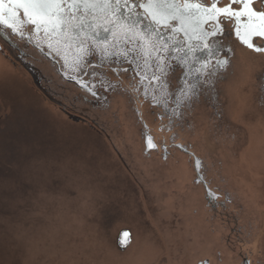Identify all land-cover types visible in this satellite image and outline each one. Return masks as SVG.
I'll use <instances>...</instances> for the list:
<instances>
[{
  "label": "rangeland",
  "instance_id": "rangeland-1",
  "mask_svg": "<svg viewBox=\"0 0 264 264\" xmlns=\"http://www.w3.org/2000/svg\"><path fill=\"white\" fill-rule=\"evenodd\" d=\"M244 51L235 49V74L221 82L217 100L209 96L176 128L175 142L202 160L221 193L215 207L183 149L169 147L166 161L161 150L145 154L126 95L91 109L50 63L32 59L56 82L51 99L43 90L52 85L40 76L37 88L0 51V122L18 112L32 132L13 175L0 176V264H243L244 256L264 264V58ZM145 109L151 134L169 143L174 130L159 131ZM125 230L132 242L121 249Z\"/></svg>",
  "mask_w": 264,
  "mask_h": 264
},
{
  "label": "snow or ice",
  "instance_id": "snow-or-ice-1",
  "mask_svg": "<svg viewBox=\"0 0 264 264\" xmlns=\"http://www.w3.org/2000/svg\"><path fill=\"white\" fill-rule=\"evenodd\" d=\"M225 22L242 45L264 53V0H0V24L58 57L72 73L67 79L85 93L81 100L96 98L105 84L115 88L108 70L119 76L129 71L127 64L141 86L159 83L163 98L149 102L165 111L173 100L177 108L198 101L230 69L221 54L232 51L222 39ZM41 34L43 44L35 39ZM260 91L264 104V80ZM145 140L148 149L156 148L150 135ZM195 167L201 171L199 160ZM120 237L123 244L130 232Z\"/></svg>",
  "mask_w": 264,
  "mask_h": 264
},
{
  "label": "flooded vegetation",
  "instance_id": "flooded-vegetation-1",
  "mask_svg": "<svg viewBox=\"0 0 264 264\" xmlns=\"http://www.w3.org/2000/svg\"><path fill=\"white\" fill-rule=\"evenodd\" d=\"M222 2L226 4L227 0H222ZM4 18L9 19L7 12H5ZM224 27H225V31H224V35L222 39L225 44L230 45L232 51H228L227 49H225L221 54L228 56V58L231 61V67L226 73L220 76L219 83L216 84L215 89L211 92H206L204 95L200 96L198 101L192 102L190 105L184 104L180 108H177L175 101L173 100L167 106V111H165V108L163 107H157L155 103H150L149 101L151 100V97L153 96L157 97L158 99L163 98L164 90L160 88L159 83H156V86L153 87L152 85H149L147 81H144L143 86H141V84L138 82V78L134 77V66L125 64V67H128L129 71L126 73L122 72L119 76H117L116 74L108 70V75L106 79L110 80L112 84L116 85L115 88H109L107 87V84H105L102 88L98 89V96L96 98L89 97L85 103H87L88 106L91 107V109L99 108V107L107 108L109 107L108 105L112 101L113 95H121V94L126 95L128 98L127 100L129 103L128 105H129L130 110L133 112L135 111L134 113L136 114L138 118L137 121L139 122V124H142L143 126L142 137L144 139L145 154L149 155V154H152V152H158L161 150L163 154L162 158L163 160L166 161L171 155L169 151L170 149L169 147L175 146L178 149H183L186 153H188L190 158L193 159L194 166L196 165L197 160H199L202 164V160L199 157H197L193 151L187 150V148L184 149L182 147L183 145L181 144V142H175L176 135H177L176 128L179 130L180 127L184 125L183 124L184 121L188 119L186 117V114L188 112H190L192 109H195V110L198 109L203 103H207V99L209 96H212L213 100H217L221 82L225 81L226 79H229L230 74L232 73L233 75L235 74L233 59L235 58V55H236L235 54L236 48L238 49V47L239 48L242 47V50L248 51L250 54H253L255 57L264 58V53L253 52L250 49L246 48L244 45H242L237 40L235 34L232 32L231 28L229 27V22H225ZM25 34L26 35L28 34V29H25ZM0 39L4 43L3 44L2 42H0V51H3V50L8 51L10 55L14 57L15 63H20L21 65L24 66L34 78L37 88L42 87V85L40 86V83H42L40 76L42 77L43 81L44 80L47 81L46 85H52L50 89L46 87V89L43 90L46 94L50 96L51 99H53L51 96L53 94V89H52L53 84H56V82L54 78L52 77V75H50V79H47L42 73L38 72L36 68L34 67L35 62L32 59H37L42 62L45 61L46 63H50L52 71L55 72V74L58 76V78L62 82L73 83L77 88H79L78 85L74 81L67 79V76L72 73H70L69 69L62 66V62L55 55L49 54L47 51L42 53L39 49H37L34 46V44L21 40L18 35L14 34L10 29H8L3 24H0ZM35 39L39 41L41 44L44 43L42 34L40 36H36ZM178 74L179 73L177 70V75ZM176 87H177L176 79L172 78V88H176ZM136 89H139V91H136ZM31 96L32 95L30 94V97ZM83 96H85V93L80 89V98ZM20 106L23 108L25 104H20ZM146 107L148 108V110L151 112L153 116L157 117V120L159 121V126H158L159 131L171 132L172 129L174 130L173 137L169 140V143H163V141H160V140L158 141L156 140L157 138L154 137L155 135L151 134L150 126H148V123L145 118V112H146L145 108ZM174 108L176 109L175 116L172 115V111ZM29 109H31L29 116L36 115L35 116L36 122L39 123L40 120H38L36 110L33 109L31 103H29ZM86 111L87 110L84 109V107L82 108L80 107L81 115L88 117V119H91L90 118L91 114L90 113L85 114ZM18 116H21V114L17 112V114H13L11 116L10 121L0 122V128H2L1 124L12 128V130H10L9 133L7 132L8 133L7 137H5V138H8L9 141H11V139H17L18 136L23 137V138H29L32 135V132H30L31 129H28L29 125L27 124V122H25L24 119H21V117H18ZM83 120L86 121L87 119L83 118ZM145 134L150 135L153 138V141L156 144L155 149H148L146 140H145ZM195 172L197 175L196 184L202 185L204 187L208 205L211 207H215L217 203H219L221 193H219L218 191L210 187L203 173V166H202L201 171L199 172L196 170V167H195ZM209 192L212 193L213 197L215 198L214 200L209 199V195H208ZM129 232H130V243L124 249L129 248L132 242V233L131 231ZM120 238L118 240L119 242L118 245L121 249H123L120 246ZM198 264H211V263L208 259H206L204 261L198 262ZM243 264H253V263L248 257L244 256Z\"/></svg>",
  "mask_w": 264,
  "mask_h": 264
},
{
  "label": "trees",
  "instance_id": "trees-1",
  "mask_svg": "<svg viewBox=\"0 0 264 264\" xmlns=\"http://www.w3.org/2000/svg\"><path fill=\"white\" fill-rule=\"evenodd\" d=\"M10 130H12V128L7 126L0 128V176L5 175L6 177L13 175L16 166H18L14 160L20 158V154L24 153V141H26L20 136H18L17 139H11V141H9L8 138L5 137H7ZM36 148V146L32 147L34 151H38ZM6 155H8V158H5ZM22 159H24V156H22Z\"/></svg>",
  "mask_w": 264,
  "mask_h": 264
},
{
  "label": "water",
  "instance_id": "water-1",
  "mask_svg": "<svg viewBox=\"0 0 264 264\" xmlns=\"http://www.w3.org/2000/svg\"><path fill=\"white\" fill-rule=\"evenodd\" d=\"M124 239H125V243L121 244V238H120V246L123 249L126 248L129 245V243L127 241L130 239V237L129 238H124Z\"/></svg>",
  "mask_w": 264,
  "mask_h": 264
},
{
  "label": "crops",
  "instance_id": "crops-1",
  "mask_svg": "<svg viewBox=\"0 0 264 264\" xmlns=\"http://www.w3.org/2000/svg\"><path fill=\"white\" fill-rule=\"evenodd\" d=\"M8 119H7V121H4V122H8V121H10L11 120V117H7Z\"/></svg>",
  "mask_w": 264,
  "mask_h": 264
},
{
  "label": "bare ground",
  "instance_id": "bare-ground-1",
  "mask_svg": "<svg viewBox=\"0 0 264 264\" xmlns=\"http://www.w3.org/2000/svg\"><path fill=\"white\" fill-rule=\"evenodd\" d=\"M242 52H243V50H242ZM245 52V51H244ZM247 53V52H246ZM247 54H249L250 55V53H247ZM250 56H252V54L250 55Z\"/></svg>",
  "mask_w": 264,
  "mask_h": 264
}]
</instances>
